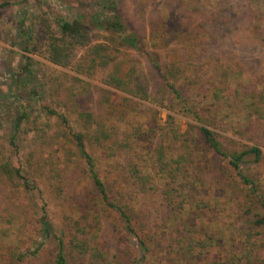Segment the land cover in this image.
Returning a JSON list of instances; mask_svg holds the SVG:
<instances>
[{
    "label": "rangeland",
    "instance_id": "374dc122",
    "mask_svg": "<svg viewBox=\"0 0 264 264\" xmlns=\"http://www.w3.org/2000/svg\"><path fill=\"white\" fill-rule=\"evenodd\" d=\"M193 1L195 8L186 0H26L22 7L0 9V158L9 161L21 176L12 184L0 177V264H54L51 232L67 240L68 228L74 223L85 227V238L98 257L86 256L73 264H132L139 257L138 240L147 247L142 264H180L179 248L190 238L201 241L206 236L215 243L193 251L195 264L228 263L232 254L239 255L244 238L240 228L249 226L252 215L246 211L252 210V203L247 192L235 183L239 180L228 163L200 144L181 174L180 187L188 194V203L181 210L179 191L175 187L176 192L169 195L172 199L166 197V181L154 165L158 144L167 157L176 156L180 150L165 136L171 127L167 116L174 118L173 125L187 138L191 134L188 125L197 123L193 113L184 110L177 100L175 110H166L107 87L101 82L100 72L86 78L53 65L41 54L25 53L19 36L17 22L23 14L28 17L24 27L33 29H40L43 20L53 25L56 19H80L92 30L95 42L108 46L110 54L122 63L123 74L130 68L146 74L152 70V62L188 57L195 69H189L187 81L182 79L175 87L179 85L180 91L190 96L188 105L200 113L206 127L219 135L222 146L231 151L241 145L261 146L262 162L250 164L246 174L257 179L264 191V131H255L254 141L240 140L233 134V129L245 125L246 108L231 113L223 100L216 104L215 121H205L202 113L211 109L214 101L210 88L219 81L217 69L205 63L210 55L224 61L233 56L246 70L229 75L227 94L240 84H252L257 89L264 86V0ZM201 22L202 28L198 26ZM172 25L185 31V42L168 37L165 43V30ZM191 30L194 32L187 36ZM22 56L37 64L30 72L18 75L25 61ZM106 98L109 101L102 102ZM43 107L53 113H44ZM89 111L114 133L103 144L116 145L114 155L99 147L92 125L85 148L95 160L99 178L110 189L109 199L144 214V227L136 229L138 239L122 229L116 212L98 202L85 162L72 141L71 134L86 126L78 114ZM22 112L28 118L14 132ZM127 135L129 140L125 139ZM187 144L194 149L196 138L191 135ZM132 169L139 176L150 175L144 190L135 183ZM230 171L233 178L227 177ZM26 183L28 188L24 187ZM194 203L202 206L194 207ZM169 207L175 209L169 212ZM259 230L264 231V227ZM180 233L184 240L179 244ZM259 245L258 257L264 260V242Z\"/></svg>",
    "mask_w": 264,
    "mask_h": 264
},
{
    "label": "trees",
    "instance_id": "16d2710c",
    "mask_svg": "<svg viewBox=\"0 0 264 264\" xmlns=\"http://www.w3.org/2000/svg\"><path fill=\"white\" fill-rule=\"evenodd\" d=\"M26 0H1L0 9H4L8 6L14 5L22 7ZM188 1L189 7L194 4L193 0ZM249 3H255L259 0H246ZM195 8L196 6H192ZM113 9V8H112ZM115 10V9H114ZM197 15H201V11L194 9ZM28 21L27 14H23L20 20H18V27L20 29V40L23 42L25 53L34 55L36 53L41 54L44 59L61 68H69L72 71L80 74L86 78H92L97 72L102 74L101 82L107 87L119 90L127 95L135 98H139L144 101L151 102L157 105L161 109L175 110L176 100L178 105L184 107V110L189 113H193L194 119L200 125L189 124L190 137L193 135L196 138V145L194 149H191L187 144V139L184 134H181L177 126L173 125L174 118L168 115V131L165 136H169L175 144L180 146V150L176 156L170 155L167 157V153L164 147L160 144L157 145L154 150L155 160L154 165L157 168V173L165 179L164 187L165 195L168 199H172V193L176 192V188L179 191V197L181 198L178 203V209H182V205L188 203L187 191L181 189V174L185 170V164L192 158L193 151L203 144L206 149H211L213 153L224 159L228 165L234 171V177L239 181H235L236 184L241 186V189L247 192V196L252 203V210H247L246 213L252 215L249 218L247 228L241 226L243 234V240L240 243L239 255L232 254L228 257V263L223 264H264V260L259 259L258 249L260 248L259 242H264V231H260L261 227H264V191L261 185H257V179L250 177L246 174L249 165H258L262 162L263 153L261 146L258 145H241V148L228 150L222 146V142L219 139V135L206 127V124L202 122L201 115L196 110H193L192 106H189L190 96L182 93L178 87H175L176 83H179L182 79L185 81V75L187 71L194 70L191 66V62L188 57H182L175 61H168L164 63L152 62V70L149 73H137L134 69H128L124 74L122 72V63L117 62L116 57L112 56L109 52V47L95 42L94 34L92 30L80 19L64 20L56 19L51 26L48 21L42 22L40 29H33L31 26L24 27ZM202 23L198 24L202 28ZM183 32H185L183 30ZM183 32L177 29V26L172 25L165 30L166 37L165 43L170 39H176L177 43H183L186 39L183 38ZM194 30L188 32L189 36ZM169 37V38H168ZM24 58L23 66L18 75L31 71V66L37 62L33 61L28 56H22ZM220 56L210 55L205 63L211 68L217 69L216 75L219 81L215 82V86L210 88L211 97L214 101L211 105V109H206L202 113L205 115L204 120L211 119L215 121L217 119L218 111L216 104L223 103L224 100L227 104V108L231 113H237L240 107H245L247 110L246 123L237 130L233 129V134L240 140L254 141L256 132L264 131V86L261 89H257L252 84H240L236 85L232 93H228V85L231 83L229 75L232 73L243 74L246 73L244 66H241L238 62L234 61L233 56L221 59ZM223 60V61H222ZM226 63H230V66ZM232 65V66H231ZM235 70V71H234ZM264 78V77H263ZM74 81H80L78 78H74ZM187 81V80H186ZM81 82V81H80ZM153 82L154 86H151ZM181 83V82H180ZM187 85L191 83L186 82ZM88 84V83H86ZM264 85V84H263ZM153 88L150 90L149 88ZM184 94V95H183ZM70 95V94H69ZM108 102L106 98L102 102ZM104 102V103H105ZM44 113H53L48 107H43ZM215 110V111H214ZM217 111V112H216ZM78 117L85 123L84 130L72 133L71 138L76 146L79 157L84 160L88 177L91 179L97 199L103 206L111 208L117 213L118 218L122 224V229L130 237H135L136 229L141 224V219L144 217L143 213L136 211L134 208L123 207L120 201L109 199V191L105 183L99 178L96 172L95 160L91 154L87 152L85 148L86 140L89 139L88 131L93 129V136L95 142L102 147L105 151H113L111 155H114V147L116 144L107 146L103 144L107 142L114 133L107 129L101 120L95 115L94 112H82L78 114ZM27 113H23L18 116L15 121L14 132L20 129L23 125V121L27 120ZM189 132H185L189 135ZM130 135H127L125 139L129 140ZM116 139L115 143H117ZM234 141V140H231ZM236 143V142H234ZM103 144V145H102ZM237 144V143H236ZM119 148L125 147L124 145H117ZM134 167V165L132 166ZM20 171L13 167V165L0 158V177L6 183H15L21 178ZM227 174V173H225ZM131 176L134 177L135 183L139 185L140 189L144 190L146 182L150 180V175L139 176L136 169L131 170ZM227 177L233 178L232 172H228ZM215 178V177H214ZM218 179V178H217ZM28 188V184L24 185ZM176 187V188H175ZM180 187V189H179ZM171 197H170V196ZM194 207L202 206L201 203L192 204ZM205 207V206H203ZM170 207L167 209V211ZM175 208H171L169 212H172ZM138 224V225H137ZM140 225V226H139ZM47 232L50 231L49 224L45 223ZM176 226V225H175ZM69 237L65 240V236H52L55 243V258L54 264H68L79 262V259L86 256L95 258L98 257V252L90 244V241L85 238V227H79L77 223L71 225L68 228ZM185 230V229H183ZM188 230V229H187ZM53 231V230H52ZM188 232V231H187ZM64 235V234H63ZM183 235L180 233L178 237V243L183 241ZM139 241V257L133 260L132 264H142L145 259V242ZM215 243L212 237L206 236L203 240L198 241L192 238L188 242L184 243L178 250L180 256V264H195L196 259L193 255V251L199 248L201 251L213 246ZM262 247V246H261ZM95 249V250H94ZM90 253V254H89ZM213 264H221L213 262Z\"/></svg>",
    "mask_w": 264,
    "mask_h": 264
}]
</instances>
